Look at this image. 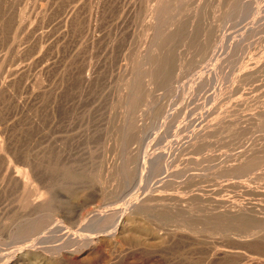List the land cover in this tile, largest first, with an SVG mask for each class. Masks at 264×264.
Masks as SVG:
<instances>
[{"label":"rangeland","instance_id":"1","mask_svg":"<svg viewBox=\"0 0 264 264\" xmlns=\"http://www.w3.org/2000/svg\"><path fill=\"white\" fill-rule=\"evenodd\" d=\"M0 264H264V0H0Z\"/></svg>","mask_w":264,"mask_h":264}]
</instances>
